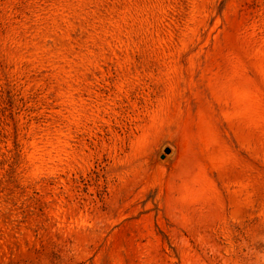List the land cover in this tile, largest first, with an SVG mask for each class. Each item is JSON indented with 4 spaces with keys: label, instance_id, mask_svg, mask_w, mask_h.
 I'll use <instances>...</instances> for the list:
<instances>
[{
    "label": "rangeland",
    "instance_id": "1",
    "mask_svg": "<svg viewBox=\"0 0 264 264\" xmlns=\"http://www.w3.org/2000/svg\"><path fill=\"white\" fill-rule=\"evenodd\" d=\"M0 264H264V0H0Z\"/></svg>",
    "mask_w": 264,
    "mask_h": 264
},
{
    "label": "water",
    "instance_id": "2",
    "mask_svg": "<svg viewBox=\"0 0 264 264\" xmlns=\"http://www.w3.org/2000/svg\"><path fill=\"white\" fill-rule=\"evenodd\" d=\"M170 151L169 150H167V153H169Z\"/></svg>",
    "mask_w": 264,
    "mask_h": 264
}]
</instances>
